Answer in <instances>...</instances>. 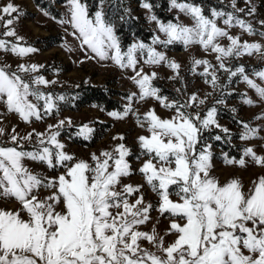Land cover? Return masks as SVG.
Returning a JSON list of instances; mask_svg holds the SVG:
<instances>
[{
  "label": "rangeland",
  "instance_id": "374dc122",
  "mask_svg": "<svg viewBox=\"0 0 264 264\" xmlns=\"http://www.w3.org/2000/svg\"><path fill=\"white\" fill-rule=\"evenodd\" d=\"M41 1L0 0V264H264V0L130 2L124 50Z\"/></svg>",
  "mask_w": 264,
  "mask_h": 264
},
{
  "label": "trees",
  "instance_id": "16d2710c",
  "mask_svg": "<svg viewBox=\"0 0 264 264\" xmlns=\"http://www.w3.org/2000/svg\"><path fill=\"white\" fill-rule=\"evenodd\" d=\"M85 4L86 13L88 16L92 14L96 7L97 1L103 2L102 18L106 23L114 24V33L120 50H124L132 37L140 40H147L151 35V30L144 24L143 20L137 15L132 14L128 5L130 2H138L142 0H80ZM150 4L154 15L163 20L168 14L164 12L167 0H143ZM197 2V0H188ZM40 6H47L45 1L34 0ZM54 14V13H53ZM74 94V105L93 103L105 108L117 106V99L112 96V90L99 85L84 84L72 90ZM71 104H66L70 106ZM225 115V114H224ZM226 116V115H225ZM222 148L228 150V153H233L226 143L220 144ZM134 256L135 253H129Z\"/></svg>",
  "mask_w": 264,
  "mask_h": 264
}]
</instances>
